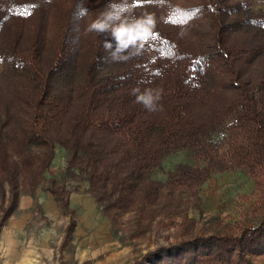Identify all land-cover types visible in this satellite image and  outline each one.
I'll return each mask as SVG.
<instances>
[{"label": "trees", "instance_id": "16d2710c", "mask_svg": "<svg viewBox=\"0 0 264 264\" xmlns=\"http://www.w3.org/2000/svg\"><path fill=\"white\" fill-rule=\"evenodd\" d=\"M120 2L0 0L5 217L21 187L33 195L46 179L57 145L67 154L64 177L85 182L114 222L171 207L177 194L241 168L258 197L236 231L186 232L129 264H264V10L251 0H137L134 15L153 14L155 28L139 56L114 62L103 47L107 40L115 49L114 38L85 26ZM137 87L161 90L155 111L136 102ZM181 150L202 164L180 162L165 181L151 176ZM49 181L46 190L70 214V238L77 185Z\"/></svg>", "mask_w": 264, "mask_h": 264}, {"label": "rangeland", "instance_id": "374dc122", "mask_svg": "<svg viewBox=\"0 0 264 264\" xmlns=\"http://www.w3.org/2000/svg\"><path fill=\"white\" fill-rule=\"evenodd\" d=\"M251 5L256 11L264 10V0H251ZM2 66L0 59V72ZM66 156L65 149L57 145L46 179L34 194H30L29 186L20 188V197L28 195L32 199L26 208L16 207L5 217L8 203L0 199V264H129L148 250L185 236L186 232L236 231L244 219L252 217L258 197L253 179L245 170L236 168L213 174L197 190L177 194L179 201L171 207L155 205L154 213L148 211L143 217L128 211L114 222L103 218L98 208L90 212L85 205L72 202L76 205L79 226L69 238V214L58 208V213L50 210L48 199L52 195L45 188L49 180L55 179L59 184L64 181L67 188L76 184L77 200L87 202L93 197L85 192V182L64 177ZM180 162L202 164L191 152L181 150L164 158L151 176L165 181ZM100 221L105 227L97 230L95 222Z\"/></svg>", "mask_w": 264, "mask_h": 264}, {"label": "clouds", "instance_id": "9594fccd", "mask_svg": "<svg viewBox=\"0 0 264 264\" xmlns=\"http://www.w3.org/2000/svg\"><path fill=\"white\" fill-rule=\"evenodd\" d=\"M50 3L51 0H45ZM158 3V0H150ZM137 0H121L119 4L112 5L108 11L97 16L85 26L86 33H109L116 41L115 49L110 41L105 40L103 47L109 53V58L114 62L126 61L132 56H139L145 48V36H150L155 28L156 18L153 14L145 13L139 17L134 15ZM125 50H128L127 52ZM136 102L142 103L149 111L155 100L160 99L161 90L134 88Z\"/></svg>", "mask_w": 264, "mask_h": 264}, {"label": "crops", "instance_id": "0c3cea01", "mask_svg": "<svg viewBox=\"0 0 264 264\" xmlns=\"http://www.w3.org/2000/svg\"><path fill=\"white\" fill-rule=\"evenodd\" d=\"M77 189H79L78 186H77ZM74 192H75V190L70 193V196H69L70 205L69 206L72 207L75 210V214H76V209H75L76 205L74 206V203H72V202H76V204L77 203H81V204H83V206L85 205V208L87 210H89L90 212H92V211H94V210H96L98 208V207H96L97 203H96V201L93 198H89V200L87 202L83 201V199L77 200V198H75L76 196L74 197V195H75ZM31 201H32V199L29 198L28 195H26V197H20L17 207L18 208H26L27 205H29V203H31ZM48 202L50 203L49 204V207L51 208L50 210H52V211H54L56 213L61 211V210H59L60 208L57 206V203H56L53 195L48 199ZM57 208H58L59 211L57 210ZM98 210H100V209L98 208ZM75 214H74V220H75V229H74V231L79 226V224L77 223ZM101 214H102V212H101ZM102 217L105 218V216L103 214H102ZM69 218H70V214H69ZM95 224H96L95 226H97V230H100V229L105 227V224H104L103 221H100V223L99 222H95ZM92 225H93V223H91L89 226H92ZM74 231H73V233H74Z\"/></svg>", "mask_w": 264, "mask_h": 264}]
</instances>
